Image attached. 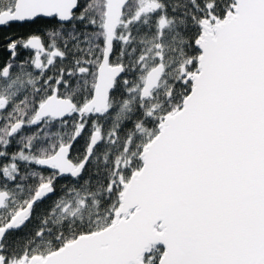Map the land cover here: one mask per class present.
<instances>
[{
	"label": "snow or ice",
	"instance_id": "obj_1",
	"mask_svg": "<svg viewBox=\"0 0 264 264\" xmlns=\"http://www.w3.org/2000/svg\"><path fill=\"white\" fill-rule=\"evenodd\" d=\"M42 19L0 43V264H264V0H0Z\"/></svg>",
	"mask_w": 264,
	"mask_h": 264
},
{
	"label": "trees",
	"instance_id": "obj_2",
	"mask_svg": "<svg viewBox=\"0 0 264 264\" xmlns=\"http://www.w3.org/2000/svg\"><path fill=\"white\" fill-rule=\"evenodd\" d=\"M49 24H55L54 20H46V19H42L37 21L36 24H29V25H24V26H19V25H11L10 28L4 29V30H0V43L3 41V37L9 33L15 34V35H23L29 31H33L36 30L38 28H44L47 27ZM45 39L47 40V37H45ZM117 47H119V45H117ZM6 57V53L4 54ZM32 56L31 53H24L22 52L19 56V59H25L26 57H30ZM57 64H59V61H57ZM118 94V93H117ZM32 131H34L35 129H31ZM26 131H29L26 129ZM87 136V133H85V137ZM85 144V138H81L77 141V143L75 144L73 153L75 154L76 152L80 151L82 152L83 147ZM15 150V148H10L9 152ZM21 170L24 171L25 170V166L24 164H20ZM45 174H47L46 170H45ZM87 174V173H86ZM31 183H35V181H30ZM72 181L70 180L69 177H64L62 179L57 180L56 182V187H57V192L55 195L50 196L49 198L45 199L43 201V203L37 204L36 205V211L33 215V218L30 222H28L20 231L17 232H13L10 233V239H19V242L21 244H23L24 239H26L28 236H31L34 234V232L40 227V222L38 217L40 216V214L47 210L48 207L52 204V202L60 195V187L63 184L66 183H71Z\"/></svg>",
	"mask_w": 264,
	"mask_h": 264
},
{
	"label": "flooded vegetation",
	"instance_id": "obj_3",
	"mask_svg": "<svg viewBox=\"0 0 264 264\" xmlns=\"http://www.w3.org/2000/svg\"><path fill=\"white\" fill-rule=\"evenodd\" d=\"M46 20H48V19H46ZM14 24L19 25V26L29 25V24H21V23H13L12 25H14ZM7 28H10V27H3V28H0V30H4V29H7ZM1 43H3V41ZM22 52H24V53H31L32 55L34 54L31 51H24V50H21L20 54Z\"/></svg>",
	"mask_w": 264,
	"mask_h": 264
},
{
	"label": "water",
	"instance_id": "obj_4",
	"mask_svg": "<svg viewBox=\"0 0 264 264\" xmlns=\"http://www.w3.org/2000/svg\"><path fill=\"white\" fill-rule=\"evenodd\" d=\"M66 177H67V176H66ZM50 196H52V195H50ZM50 196H49V197H50ZM49 197H48V198H49Z\"/></svg>",
	"mask_w": 264,
	"mask_h": 264
},
{
	"label": "rangeland",
	"instance_id": "obj_5",
	"mask_svg": "<svg viewBox=\"0 0 264 264\" xmlns=\"http://www.w3.org/2000/svg\"><path fill=\"white\" fill-rule=\"evenodd\" d=\"M21 164H23V163H21Z\"/></svg>",
	"mask_w": 264,
	"mask_h": 264
}]
</instances>
